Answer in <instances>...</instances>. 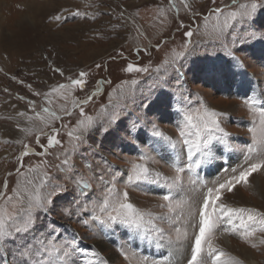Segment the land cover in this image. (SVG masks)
Here are the masks:
<instances>
[{"label": "rangeland", "instance_id": "obj_1", "mask_svg": "<svg viewBox=\"0 0 264 264\" xmlns=\"http://www.w3.org/2000/svg\"><path fill=\"white\" fill-rule=\"evenodd\" d=\"M39 1L0 0V190H3L6 182L8 192L11 194L16 182L22 179L16 174L18 164L15 158L25 150V145L35 152L23 158L24 171L30 166L37 167L35 173L29 174L30 179L39 177L47 171L56 178L55 182L66 183L59 179L58 166L64 160L62 154L64 149L70 147L67 132L75 130L74 137L79 135L80 129L77 125L81 118L78 109L72 110L71 102L73 99L83 100L100 86L97 81L101 80H111L112 84L102 85V90L93 97L91 103L84 106V111L86 115L92 116L94 120L99 118L104 126L115 131L108 136L93 131L88 136V143L98 144L100 153L112 162L113 167L119 165L121 170L129 167V159H137L138 152H134L136 147L139 152L148 153L157 161L156 163L149 161L150 168L165 175L170 174L167 166L175 159L181 160L183 157L179 148L173 149L166 141L152 136V123L154 122L166 137L175 140L178 135L177 124L183 123V117L177 114L176 109L180 108L181 112H195L199 106L197 101L227 113L222 127L230 133L229 142L235 148V151L221 149L223 155L217 153L216 160L210 165L203 166V170H198L200 180L211 184L213 180L220 179L225 169L231 171L232 168L244 165L246 149L264 138V125L261 124L259 115L261 107H264V9L258 8L254 16L248 18L246 22L239 19L233 22L231 29H224L225 38L217 41L204 38L201 33H213L218 30L216 27L218 24L222 26L224 17H220L218 21L210 11L214 7L225 5L228 6V10H235L231 0H216L215 5L212 4V0H189L194 5L193 10L198 14V18L191 23L179 0L178 6L181 7L179 16H175L174 11L161 16V10L167 11L169 0ZM247 2L250 0H238V4ZM31 3L34 5L29 12ZM62 8H69L72 11L79 8L82 13H87V17L70 18L67 23L48 19L49 15L56 14ZM37 10L39 13L35 24L27 23L31 20L23 15L33 14ZM121 11L126 17H130L126 27L125 22L118 18ZM92 16L96 19H91ZM177 20H183L187 27L178 31ZM137 28L140 29L139 35ZM188 28L194 30V35L188 52L179 58V72L165 66L166 75L165 68H161L160 73H157L155 69L162 65L165 59H171L173 52H185L183 45L186 38L183 32ZM158 44L159 48L156 47ZM137 46L147 48L148 52H140L137 55L135 51ZM118 52H122L123 57L117 56ZM111 57L116 59L113 60ZM50 63L63 68L65 76L54 73L49 66ZM127 63L147 66L150 70L148 73H127L122 71ZM96 64H101L102 67L97 69ZM81 70L89 72L87 87L84 91L73 89L71 93H67L69 100L64 99L63 90L52 93L48 100L44 95H34V92L48 94L52 87L66 82L68 76L75 78ZM177 75L180 76V81L176 80ZM133 79L138 80L139 84L133 85L131 83ZM18 80H23L24 84L18 83ZM164 80H168L169 83L163 88H157L156 85ZM121 81L128 82L125 88L135 90L134 95L125 98L119 90L116 93L112 92ZM181 82L183 87L179 88L177 85ZM28 84L32 85L31 89L27 87ZM150 87L155 89L152 92V99L156 102L146 110V106L142 108L140 102ZM6 88L8 92L4 91ZM173 92L177 98L180 92H183L189 99L183 105L169 108L168 97ZM245 100L257 101L254 105L255 112L245 105ZM30 101L35 102V110L31 107ZM64 107L72 111L71 116L64 114ZM44 108L51 109L62 119H52L50 113L43 111ZM20 112H24L25 116L18 115ZM36 112L51 120V123L45 126L44 121L36 116ZM113 112L120 117L122 123L117 121L112 125L107 124L105 117ZM29 116L32 117L31 120L28 119ZM137 120L144 129L142 141L135 136L129 137L124 130ZM25 128L30 131L25 132ZM53 129H59L58 138L63 142L64 148L49 147L47 154L41 155V146L46 145L47 137L52 134ZM250 129L255 131V135ZM129 139L134 143L129 144ZM17 140L21 143H16ZM166 143L171 148L169 153L164 149ZM69 159L75 160L77 164L81 162L79 156ZM89 159L99 162L100 157L90 156ZM87 175L90 177L91 173ZM258 178L262 182L259 187L264 190L262 171L250 178L252 187H239L235 196L229 195L226 198L227 202L236 207H254L264 211V197L257 194L254 188ZM67 186L71 191V182H67ZM122 186V183L118 184V187ZM144 191L147 192L143 193ZM154 191L160 194L154 196ZM129 192L137 206L151 208L155 212L166 211L156 207L163 194L158 186L142 185L141 188H129ZM255 194L258 195V200L253 197ZM67 199L69 197L66 195L56 200L52 218L58 221L59 225H65L68 232H76L83 238L85 244L92 245L99 255L106 259L110 258V264H125L122 261L124 258L117 251L120 244L126 241L125 232H118L122 229H117L114 234L99 231L94 234L93 228L97 227L96 225L86 227L76 217L69 219L62 216V208ZM177 199H180V196H177ZM161 226L167 228V225ZM117 233L119 241L114 237L110 238ZM217 237V244L233 253L227 252L232 257L236 253L243 264L253 263L239 247L231 246V243L239 241L241 246L253 251L258 261L256 264H264V245L254 249L235 235L217 233ZM131 242L125 244V250L136 253L131 260L137 264L141 257L156 259L175 252L166 240L160 244L154 243L159 254L147 253L134 239ZM7 247L12 249L10 244ZM0 252H3V248H0Z\"/></svg>", "mask_w": 264, "mask_h": 264}, {"label": "snow or ice", "instance_id": "obj_2", "mask_svg": "<svg viewBox=\"0 0 264 264\" xmlns=\"http://www.w3.org/2000/svg\"><path fill=\"white\" fill-rule=\"evenodd\" d=\"M231 3L235 10H228L227 5L211 9L210 14L214 15L218 21L220 17H224L223 24L222 26L218 24L216 26L218 30L213 33H201L202 37L220 41L225 38L224 29H231L233 22L238 19L246 22L248 18L254 16L258 8L264 9V0H250V2L239 4L238 0H231ZM179 4L189 15L190 23L198 18L197 12L193 10L194 5L189 0H179ZM212 4L215 5L216 0H212ZM173 11L175 16H179L181 7L178 6V0H169L167 11L161 10V16ZM75 17H87V13H82L79 8L75 11L62 8L56 14L49 15L48 19L67 23L70 18ZM118 18L125 22L126 27L130 17H126L121 11ZM91 19L94 20L96 17L92 16ZM177 25L178 31L187 27L183 20H177ZM136 31L138 35L141 34L139 28ZM193 35L192 28L184 31L185 52H173L171 59H165L155 71L160 73L161 68L167 66L178 73L179 58L188 52ZM156 47L159 48V44ZM135 51L139 55L140 52H148V49L137 46ZM117 56L123 57V53L118 52ZM111 59L115 60L116 57ZM49 66L54 73L65 76L63 68L55 67L51 63ZM95 67L99 69L102 65L96 64ZM149 70L147 66L133 63H127L122 69L127 73H148ZM88 77L89 72L81 70L75 78L68 76L66 82L52 87L48 94L34 92V95H44L48 100L52 93L63 90L64 99L67 101L69 100L67 93H71L73 89L84 91L88 84ZM12 79L15 80L16 77ZM157 79H159L158 76ZM176 80L180 81L179 75L176 76ZM17 82L24 84L23 80ZM127 83V81H121L116 88L112 89V92L116 93L119 90L125 98L134 95L135 90L125 88ZM131 83L137 85L139 81L133 79ZM168 83V80H164L156 87L163 88ZM97 84L100 86L83 100L73 99L71 102L72 110L78 109L81 118L77 125L80 129L79 135L74 137L75 130L67 132L70 147L64 149L62 153L64 160L58 166L59 179L66 183L55 182L56 178L47 171L39 177L30 179L29 174L35 173L37 167L30 166L24 171L23 158L35 154L34 150H29L28 145H25V150L15 158L18 164L15 171L22 179L16 182L11 194L8 192L6 182L3 190H0V248H3V252H0V264H110V258L106 259L99 255L94 247L85 244L83 238L76 232H68L65 225H59L58 221L52 218L51 214L56 209V200L66 195L69 199L62 208V216L69 219L76 217L86 227L96 225L97 227L93 228L94 234L97 231L114 234L117 229H122L128 236L134 234V238H142L149 243L160 244L166 240L169 246L175 249L174 253L170 252L165 258L168 264H243V261L233 258L215 243L218 239L217 233L235 235L254 249L264 245V211L254 207H236L228 203L226 199L229 195L235 196L239 187H252L250 178L253 174L264 171V138L257 140L253 146L246 149L247 157L244 165L232 168L230 173L225 169L226 175L213 180L209 185L208 181L199 179L198 170H203V166L210 165L216 160L217 153L223 155L221 149L235 151V148L229 142L230 133L222 127L227 113L197 101L199 106L195 112H181L180 108L176 109L177 114L182 115L183 123L177 124L178 135L175 140L166 137L158 130V126L152 123L154 138L166 141L173 149H180L183 159L169 165L174 175H165L161 171L150 168L148 162L156 163L157 161L150 154L139 152L136 147L134 152H138L137 159H129V167L121 170L119 165L113 167L112 162L100 153L98 144L88 143V136L93 131L104 136L111 135L115 131L104 126L99 118L94 120L92 116L85 114L84 106L92 102L93 97L101 91L102 85H111L112 81L101 80L97 81ZM177 86L182 88L183 83ZM27 87L31 89L32 85L28 84ZM4 91L9 90L6 88ZM153 91L155 89L150 87L147 94H143L140 102L142 108L146 106L147 110L156 102L152 99ZM19 99L25 98L19 97ZM188 99L189 97L183 92H180L178 98L173 92L168 97V107L183 105ZM29 103L35 110V102ZM244 103L250 110L256 111L254 108L256 100H245ZM43 111L50 113L52 119H62L49 108H44ZM64 114L71 116L72 111L64 107ZM18 115L25 116V113L20 112ZM259 115L261 124L264 125V107H261ZM36 116L44 121L45 126L51 123V120L40 116L39 112H36ZM28 119L31 120L32 117L29 116ZM105 119L108 125L120 121V117L115 112L110 113ZM124 130L129 137L135 136L136 139L141 140L144 129L137 120L126 126ZM24 131L30 130L25 128ZM250 131L255 135L253 129ZM58 136L59 129H53L52 134L47 137L46 145L41 146V155L47 154L49 147L64 148ZM16 143L19 144L21 141L17 140ZM37 143H39L38 138ZM133 143L134 141L129 139V144ZM74 156L80 157L79 164L69 159ZM90 156H99V162L90 160ZM89 172L90 177L87 175ZM185 174H188V185L191 191L197 193L199 197L195 212L191 210V199L182 197L186 190ZM67 182H71V191ZM121 183L123 186L118 187ZM142 185L158 186L163 194L156 207L166 211L155 212L151 208L139 207L132 201L129 188H141ZM177 196L181 198L177 199ZM161 225H167V228ZM127 242L126 240L120 244L117 251L124 260L130 261L136 253L125 250ZM9 244L12 245L11 250L7 247ZM138 264H149V262L145 257ZM151 264H159V262L154 260Z\"/></svg>", "mask_w": 264, "mask_h": 264}, {"label": "bare ground", "instance_id": "obj_3", "mask_svg": "<svg viewBox=\"0 0 264 264\" xmlns=\"http://www.w3.org/2000/svg\"><path fill=\"white\" fill-rule=\"evenodd\" d=\"M39 1V0H38ZM40 2V1H39ZM44 2V1H43ZM35 3V2H34ZM34 3H31L30 5H31V8H29L28 9V11L30 12V10L32 9V5H34ZM42 3V2H41ZM45 4H47V3H45ZM43 7V6H42ZM44 9V8H43ZM28 13V12H27ZM38 13H39V10H37V11H35V13H31V14H26V15H23L25 18H28V20H31L30 22H27V23H30V24H35V19H36V17H37V15H38ZM22 16V15H21ZM27 23H25V24H27ZM20 26V25H19ZM31 27V26H30ZM33 28V27H32ZM20 30V29H19ZM35 30V29H34ZM17 33H18V31H17ZM60 33V32H59ZM56 36V35H55ZM15 42V41H14ZM16 43V42H15ZM22 45H23V43H22ZM17 46V45H16ZM19 46H21V45H19ZM13 50V49H12ZM13 54V53H12ZM102 87L103 86H101V90H102ZM165 149V151H166V153H169L170 151H171V148L167 145V143H166V147L164 148ZM182 160V159H181ZM181 160H178V159H175V162H180ZM174 162V161H173ZM173 162H171L170 164H172ZM169 164V165H170ZM167 166V169H168V171H169V173L170 174H166V175H174V172H173V169L170 167V166ZM236 168V167H235ZM229 173L231 172V171H228ZM226 175V173L224 172L219 178H222V177H224ZM184 183H185V192L182 194V197L184 198V199H191V204H192V208H191V210H192V212H195L196 211V203H197V201H198V194L197 193H194V192H192L191 191V189H190V187H189V185H188V174H185V179H184ZM260 184H262V182L260 181V179L258 178V179H256V185H254V188H255V190H256V193L257 194H259L261 197H264V190H261V187H259V185ZM210 185V184H209ZM155 187H157V186H155ZM244 188V187H243ZM147 191H144L143 193H146ZM160 193L159 192H157V191H154V193H153V195L154 196H156V195H159ZM174 194H175V190H174ZM257 194H255V196H253L256 200H258L257 199ZM262 194V195H261ZM145 195V194H144ZM145 196H148V195H145ZM260 197V198H261ZM181 198V197H180ZM192 200H195L194 202L192 201ZM262 201V200H261ZM231 242V241H230ZM239 241H237V242H233V243H231L230 245L231 246H237V247H239L240 248V250L243 252V254L244 255H246L247 257V259H249V260H251V262L253 263V264H256V263H258V261L256 260V258H255V255H254V253H253V251L251 250V249H249V248H247V247H243V246H241L239 243H238ZM215 243L217 244V242L215 241ZM229 245V246H230ZM141 248H143L144 250H146V251H152V252H155V253H157V254H159V250L157 249V247L155 246V244L154 243H149V242H146L145 240L143 241V244L142 245H139ZM169 247V246H168ZM226 252H229V251H227L224 247H222ZM238 249V248H237ZM173 251H175V249L173 250ZM233 252V251H232ZM230 254H233V253H231V252H229ZM235 255L233 256V258H235V259H238V255L236 254V253H234ZM243 254H242V256H243ZM169 256V255H168ZM167 255H164L163 257H159V258H156V259H151V258H147V260H148V262H149V264H151V261H158L159 262V264H168V261L165 259V258H167L168 257ZM141 259H143L142 257H141ZM239 260V259H238ZM249 260H247V262H249ZM122 261H124L125 262V264H137L134 260H130V261H126V260H122ZM244 263V262H243ZM247 264V263H246Z\"/></svg>", "mask_w": 264, "mask_h": 264}]
</instances>
